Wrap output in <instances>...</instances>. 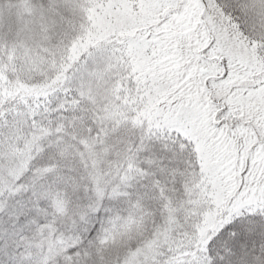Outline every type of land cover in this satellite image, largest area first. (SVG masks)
Wrapping results in <instances>:
<instances>
[{
    "label": "snow or ice",
    "instance_id": "obj_1",
    "mask_svg": "<svg viewBox=\"0 0 264 264\" xmlns=\"http://www.w3.org/2000/svg\"><path fill=\"white\" fill-rule=\"evenodd\" d=\"M0 264H264V0H0Z\"/></svg>",
    "mask_w": 264,
    "mask_h": 264
}]
</instances>
